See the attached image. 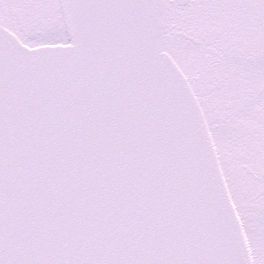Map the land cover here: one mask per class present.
<instances>
[{
  "label": "snow or ice",
  "instance_id": "1",
  "mask_svg": "<svg viewBox=\"0 0 264 264\" xmlns=\"http://www.w3.org/2000/svg\"><path fill=\"white\" fill-rule=\"evenodd\" d=\"M0 264H264V0H0Z\"/></svg>",
  "mask_w": 264,
  "mask_h": 264
}]
</instances>
